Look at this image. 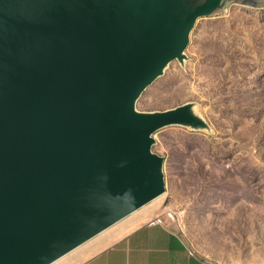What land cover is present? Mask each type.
<instances>
[{
    "label": "water",
    "instance_id": "95a60500",
    "mask_svg": "<svg viewBox=\"0 0 264 264\" xmlns=\"http://www.w3.org/2000/svg\"><path fill=\"white\" fill-rule=\"evenodd\" d=\"M212 3L131 66L108 29L0 0V264H47L162 192L148 135L174 117L132 104Z\"/></svg>",
    "mask_w": 264,
    "mask_h": 264
},
{
    "label": "rangeland",
    "instance_id": "374dc122",
    "mask_svg": "<svg viewBox=\"0 0 264 264\" xmlns=\"http://www.w3.org/2000/svg\"><path fill=\"white\" fill-rule=\"evenodd\" d=\"M32 1L36 11L54 14L64 23L69 19L82 21L93 32L107 31L115 22H126L134 33L114 37L124 48L138 44L137 33L143 26L159 25L163 38H171L184 19L206 2ZM198 19L188 32L189 38L188 33L184 35L172 59L147 81L132 104L133 111L142 117H174L149 134L148 150L161 178V194L55 264H80L155 215L179 232L192 252L212 263L263 264L264 57L259 55H264V44L255 51L254 67L246 65L242 69L249 72V79H239L232 99L227 93L231 87L230 67L224 68L223 77L218 75L221 70L216 67L214 48L208 57H204L205 53L203 59L199 57ZM244 24L245 20L238 21L234 28L238 32L221 29L219 49H227L237 39L241 48L246 42L240 33L244 32ZM230 55L231 51L227 52L228 59ZM130 68L123 66L121 72Z\"/></svg>",
    "mask_w": 264,
    "mask_h": 264
},
{
    "label": "crops",
    "instance_id": "0c3cea01",
    "mask_svg": "<svg viewBox=\"0 0 264 264\" xmlns=\"http://www.w3.org/2000/svg\"><path fill=\"white\" fill-rule=\"evenodd\" d=\"M249 3H253L255 6H251ZM232 8H247L248 10L239 13L228 11ZM198 18L199 57L203 59L204 53V57H208V52L214 48L215 59L218 58L216 67L221 70L220 73L218 71V75L223 77L226 74V71H223L224 68L230 67L231 87L227 93L230 92L233 99L238 91L239 79H249V72L244 73L242 69L246 65L249 68L254 67L255 51L258 49L257 47L264 44V0H213L210 13ZM242 20H245V28L242 29L244 32L240 33L246 37L243 46L239 47L237 39L235 43L231 44L230 42L227 49L225 47L219 49V44L223 40L219 35L220 30L238 32V29L234 28L238 26V21ZM133 33L134 30L128 28V32L122 38L131 36ZM162 34L159 25H152L151 28L143 26L137 33V37H140L138 44L129 48L120 46L125 53L135 50L136 54L133 56L131 66L135 65L134 57L143 61L163 48L170 38L165 40ZM148 42H150L149 49L143 50ZM262 50L261 48L260 51L263 52ZM225 51L226 55L231 51L230 59L223 54ZM216 52L220 54L216 55ZM259 56L264 57V55ZM210 262L209 259L192 252L183 236L163 220L162 225L143 224L120 241L93 254L80 264H209Z\"/></svg>",
    "mask_w": 264,
    "mask_h": 264
},
{
    "label": "bare ground",
    "instance_id": "6f19581e",
    "mask_svg": "<svg viewBox=\"0 0 264 264\" xmlns=\"http://www.w3.org/2000/svg\"><path fill=\"white\" fill-rule=\"evenodd\" d=\"M58 1V0H57ZM132 114L137 115L133 109H132ZM142 117V116H140ZM149 136V135H148ZM161 194V193H160ZM160 194H158L157 196L151 198L150 200L146 201L145 203L141 204L140 206L134 208L133 210H131L130 212H128L127 214L123 215L122 217H120L119 219H117L116 221H114L113 223L109 224L107 227L103 228L102 230L96 232L95 234H93L92 236H90L89 238H87L86 240H84L83 242L77 244L76 246H74L73 248H71L70 250L64 252L62 255L58 256L57 258L53 259L52 261L48 262L47 264H55L56 262H58L59 260L63 259L65 256H67L68 254L72 253L73 251H75L76 249H78L79 247H81L82 245H84L85 243L89 242L90 240H92L93 238H95L96 236L100 235L101 233L105 232L106 230H108L109 228H111L112 226H114L115 224L119 223L120 221H122L123 219H125L126 217L130 216L131 214H133L134 212H136L137 210H139L140 208L144 207L145 205H147L148 203H150L151 201H153V199H155L156 197H158Z\"/></svg>",
    "mask_w": 264,
    "mask_h": 264
},
{
    "label": "trees",
    "instance_id": "16d2710c",
    "mask_svg": "<svg viewBox=\"0 0 264 264\" xmlns=\"http://www.w3.org/2000/svg\"><path fill=\"white\" fill-rule=\"evenodd\" d=\"M108 30H109V33H110V36L112 38H114L116 35H119L120 34V37L122 38L123 36L126 35V33L128 32V26H127V23L124 22V21H120L118 22L117 24L113 23L111 25L108 26ZM150 42H148L145 46V49L143 50H148L149 48V45ZM136 54L135 50L134 51H131V52H124V57H123V62H128V63H132V60H133V56Z\"/></svg>",
    "mask_w": 264,
    "mask_h": 264
},
{
    "label": "built area",
    "instance_id": "2783aa9c",
    "mask_svg": "<svg viewBox=\"0 0 264 264\" xmlns=\"http://www.w3.org/2000/svg\"><path fill=\"white\" fill-rule=\"evenodd\" d=\"M162 223H163V218L160 215H155L152 218H150L148 221H146L144 224L148 226H156V225H162ZM209 264H216V263L210 262Z\"/></svg>",
    "mask_w": 264,
    "mask_h": 264
}]
</instances>
